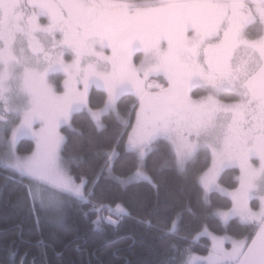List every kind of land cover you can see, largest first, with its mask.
Returning <instances> with one entry per match:
<instances>
[{
  "label": "snow or ice",
  "instance_id": "6c2138e0",
  "mask_svg": "<svg viewBox=\"0 0 264 264\" xmlns=\"http://www.w3.org/2000/svg\"><path fill=\"white\" fill-rule=\"evenodd\" d=\"M0 202V264H264V0H0Z\"/></svg>",
  "mask_w": 264,
  "mask_h": 264
},
{
  "label": "trees",
  "instance_id": "16d2710c",
  "mask_svg": "<svg viewBox=\"0 0 264 264\" xmlns=\"http://www.w3.org/2000/svg\"><path fill=\"white\" fill-rule=\"evenodd\" d=\"M96 103L95 99H94V104ZM77 126L83 127L86 131L89 130L91 128V124L90 121L87 118H78L76 120ZM30 141H22L20 144V149L21 152H24L27 150V148L30 145ZM170 177L172 179H179L178 177H176L174 174H169ZM102 187H105L102 185ZM99 191V190H98ZM150 191V189H148L146 186L143 189V193L146 195L148 194ZM105 196H106V201L105 202H109L112 200H119V194L117 193L116 189L114 187L111 188H106L105 191ZM126 203L131 204V201L126 199L125 200ZM114 207V205H113ZM132 210L136 211V208L134 205H132ZM106 214V213H104ZM54 215V213H52L51 211H49L46 214H41V230L44 234V237L46 239H48L49 241L52 240V236L50 234H55L56 237L60 238V240H62L65 235L70 232L72 230V228L79 224L80 228H81V232L83 234L84 231V221L79 217L78 214H76L74 211L69 213L68 218L63 222V223H51L49 222V217ZM95 218V217H93ZM19 220L16 217L15 213L10 210V209H6L3 202H0V228H4V227H11L14 223H18ZM32 223L31 220H28L25 222V226L27 227L28 225H30ZM197 230V225L195 222H191L189 223V226L185 228V233L190 234L189 239L191 238V236L195 235V232ZM128 229H125V232L127 233ZM217 234H222V233H217ZM33 239L36 238L37 236V232L35 230V228H33V231L29 234ZM91 235V233H90ZM110 239H116L115 237H110ZM92 240L95 242H98L100 240L99 235H94L92 237ZM120 244L126 243V240H120L118 241ZM186 243V242H181ZM205 243H209L210 241H207L205 238H201L199 244H194L192 246L193 248V252L196 255H202L204 254V250L200 247V245L205 244ZM59 246V245H58ZM146 255V254H145ZM152 259H156L155 256L151 257Z\"/></svg>",
  "mask_w": 264,
  "mask_h": 264
},
{
  "label": "rangeland",
  "instance_id": "374dc122",
  "mask_svg": "<svg viewBox=\"0 0 264 264\" xmlns=\"http://www.w3.org/2000/svg\"><path fill=\"white\" fill-rule=\"evenodd\" d=\"M22 142V141H21ZM106 215V214H105ZM228 245H226V247H227Z\"/></svg>",
  "mask_w": 264,
  "mask_h": 264
}]
</instances>
